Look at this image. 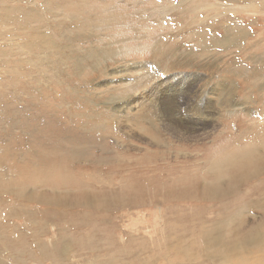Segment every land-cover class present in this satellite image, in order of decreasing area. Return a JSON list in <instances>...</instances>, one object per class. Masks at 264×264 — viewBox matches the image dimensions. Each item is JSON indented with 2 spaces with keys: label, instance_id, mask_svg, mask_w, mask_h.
Returning <instances> with one entry per match:
<instances>
[{
  "label": "rangeland",
  "instance_id": "obj_1",
  "mask_svg": "<svg viewBox=\"0 0 264 264\" xmlns=\"http://www.w3.org/2000/svg\"><path fill=\"white\" fill-rule=\"evenodd\" d=\"M0 264H264V0H0Z\"/></svg>",
  "mask_w": 264,
  "mask_h": 264
}]
</instances>
